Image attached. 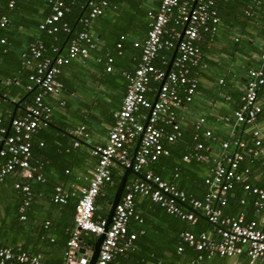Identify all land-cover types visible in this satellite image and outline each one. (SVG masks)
I'll use <instances>...</instances> for the list:
<instances>
[{"label": "built area", "instance_id": "built-area-1", "mask_svg": "<svg viewBox=\"0 0 264 264\" xmlns=\"http://www.w3.org/2000/svg\"><path fill=\"white\" fill-rule=\"evenodd\" d=\"M109 1H88V14L81 18L83 28L70 39L65 53H57L53 57L43 56L45 46L38 39L29 42L21 51V64L31 69L28 74L29 84L25 88L35 91L31 101L24 105L23 113L12 118L10 127H0V181L11 174H20L22 179L17 180L14 186L22 193V202L18 208L21 219L25 218V211L32 200L30 182L45 180L38 168L31 163V140L40 128L50 123L52 106L46 98L58 96L62 90L63 84L57 78L60 66L74 59H86L96 48L92 20L103 12ZM66 2L67 0H50L52 11L39 22V29L50 34L56 32L60 27L57 22L67 9ZM260 2L261 0H251L252 4ZM215 3L216 0H160L157 9L149 12L148 28L146 37L140 44L138 62L133 71L122 72L127 84L121 106L108 130L106 141L92 147V154L97 156L95 171L86 185L80 186L77 193L72 192L78 198L73 209L74 227L70 230L66 243L63 264H72L75 260L78 239L83 232L94 235L104 232L94 264H114L116 255L132 248L136 233L129 231L128 223L129 218L135 216L137 196L148 197L159 203L167 213L191 223L196 221L198 212L205 216L212 225L215 236L205 230L198 233L182 230L180 239L187 246L204 254L207 259L246 254L250 261H264V219L248 218L244 211L224 214L222 210L228 202L227 194L233 182H240L243 190L253 195L256 214L264 209V186L247 182L243 173L238 170L240 161L245 158L252 161L264 153V135L259 128L251 129L252 146L238 137L232 142H221V150L211 158L213 163L204 179L207 192L202 198L187 200L183 190L150 169V165L157 162L161 155L169 153L164 141L173 142L182 134L176 109L190 102L196 91L197 67L201 65L198 40L202 32L214 30L219 23ZM13 4L14 0H10L8 6L12 7ZM172 19L182 30L171 25ZM6 23L7 17L3 15L0 26ZM62 29L69 31L66 24H63ZM4 41V38H0V42ZM175 48L176 54L168 71L155 65L160 51ZM104 57L107 59L106 69L111 70L113 58L108 53ZM259 58L264 62V43ZM97 59L101 60L102 57ZM163 63L167 64V61L164 60ZM152 81L156 83L154 89L150 85ZM263 83L264 69L253 67L247 71L240 105L233 112L234 122L254 124L256 115L264 109V95H259V88ZM181 84L185 86L184 96L179 94ZM149 92H154L152 99L148 96ZM58 103L63 104L64 101L59 100ZM224 121L229 123L230 117H224ZM204 123L205 118L202 116L194 120L195 143L192 150L183 155V160H209V155L205 153L209 148L198 140ZM83 128L84 126H80L74 132L80 133ZM204 134L213 137L209 129L204 130ZM136 140H139V145L132 159L133 153L129 154V147L134 146ZM74 145H79V141L76 140ZM130 165L142 177L125 183L112 220L104 231L106 218H94L96 198L105 183H112L114 167L125 169ZM67 197L68 193L61 186L55 187L54 201L64 203ZM240 202L244 203V198ZM177 250L182 251L183 245L179 244ZM41 258L40 253L0 244V264H41Z\"/></svg>", "mask_w": 264, "mask_h": 264}, {"label": "crops", "instance_id": "crops-1", "mask_svg": "<svg viewBox=\"0 0 264 264\" xmlns=\"http://www.w3.org/2000/svg\"><path fill=\"white\" fill-rule=\"evenodd\" d=\"M159 2L111 0L103 13L92 20L97 46L90 56L60 66L58 79L63 84L62 90L58 96L46 98L52 106L50 125L35 133L32 139L36 152H32V163L46 179V185L38 188L37 184L43 182H30L33 199L25 211V218L21 219L18 207L22 193L14 186L17 180L22 179L20 174H11L0 181V244L40 253L42 264H63L68 237L66 228L73 224L72 204L77 196L72 192L77 193L80 186L86 185L95 171L96 158L90 150L107 139L126 90V78L122 72L135 68L141 52L140 44L146 37L148 13L156 10ZM249 2L217 0L219 23L216 30L206 39L202 35L199 37L203 41V50L201 65L197 67L196 91L190 102L176 109L182 132L188 130L192 133L194 120L198 116L205 118L200 134L206 141L209 148L207 155L210 156L221 150L223 140L232 142L238 137L252 146L250 132L254 127L264 135V116L256 119L253 125L233 120V112L240 105L247 71L262 63L259 54L264 43V0L246 13ZM49 3L50 0H18L7 9L10 14L6 16L12 27L8 30L10 36L4 37L10 57L3 62L5 66H2V70L16 72L15 63L20 51L32 40L40 38V30L33 25L50 13ZM170 23L182 30L174 20ZM66 48L64 41L59 51L65 53ZM165 51H160L162 53L157 57L158 67L167 68L174 49L170 50L171 54ZM107 52L113 58L111 70L106 69L104 54ZM97 56L102 59L98 60ZM164 60L167 64L163 63ZM21 89L24 91L26 88L22 86ZM14 90L13 86L11 90H6L7 98L5 94L0 97V118L3 120L0 126L8 127L13 112L15 116L23 113L25 99L21 96L22 92ZM152 95L154 97V93ZM263 95L260 94V97ZM59 100L64 103L59 104ZM224 117H230V122L226 123ZM80 126H84L83 130L74 132ZM206 129L211 131L213 137L205 136ZM76 140L79 141L77 146L74 145ZM38 151L41 152L39 155ZM259 157L262 158L261 162L254 164L250 175L256 186L264 184V174L260 168L264 164V153ZM199 166L195 173L186 175L185 179L190 185L193 177H199L201 181L203 176L208 175L205 165ZM124 171L121 167H114L113 176H119L118 183ZM136 177L139 176L129 173L126 182ZM174 177L176 179L177 174ZM174 181L176 184L177 180ZM58 185L68 193L66 206L52 200L53 187ZM198 191H194V197L203 195L202 188ZM112 198L100 195L96 202V210H102L105 218ZM244 205L242 203L238 212H246L248 218L264 219V209L259 214L254 211L250 214ZM197 214L205 219L200 212ZM128 226L131 232H138V237L130 250L114 258V264H264L260 259L250 261L246 254L196 259L188 255L187 250H175L176 244L181 243L180 232L192 231L194 224L186 221L183 225L179 220L172 221L160 206L145 196L136 197L135 216L129 218ZM206 231L215 236L212 226ZM87 235L82 236L85 244L93 241L94 234Z\"/></svg>", "mask_w": 264, "mask_h": 264}, {"label": "trees", "instance_id": "trees-1", "mask_svg": "<svg viewBox=\"0 0 264 264\" xmlns=\"http://www.w3.org/2000/svg\"><path fill=\"white\" fill-rule=\"evenodd\" d=\"M9 1L10 0H0V18L3 15L6 16V14L7 15L10 14V13H8V10H7L8 8H11L10 6H8ZM17 1L18 0H14L13 6L16 4ZM88 1L89 0H67V2H66L67 9L64 11L63 15L61 16L60 21L57 22V24L60 27H59V29L56 32H54L52 34L47 33L46 30L39 29L38 24H39V22L42 19L40 21H36L34 23V25L32 24L33 26H36L41 32L40 33V38H38V40H40L45 46V51L43 53V56H51V57H53L57 53H61V51H59V48L62 45V43H64V41H66V43L68 44L70 39L72 37H75L77 35V33L83 28V25H82V22H81V18L88 14V11H89V8H90V5L88 4ZM91 1L99 2V0H91ZM249 1L250 2H249V5L247 6L248 8L246 10V13H250L251 9L254 6L258 5V4H252L251 0H249ZM110 3H111V0L109 1V4ZM108 5H106V6H108ZM249 6H250V8H249ZM104 8H103V10H104ZM215 8H216V10L218 12L219 6H218V3H217V0H216V3H215ZM50 10L52 11L51 4H50ZM51 11H50V13H51ZM154 11H151V12H154ZM218 16H219V12H218ZM6 17H7V23L5 25H3V26H0V38H4V40H5L4 42H0V97L2 96V94H5L6 90H11V87L14 86V88H15L14 91L22 92L21 96L24 97L25 103H28V102L31 101V99L33 97V93H34L35 90L34 89L33 90L25 89L23 91L21 89L22 86L25 88L26 85L29 84L28 74L31 71V69L29 67L24 66V65L21 64V56H20L21 51L19 53V59L15 63L16 65H15L14 71H16V72L12 73V71H8L7 72L5 70H2L3 62L5 63L6 59L8 57H10V50L8 48V45L6 44V37H4V36H7V37L10 36V33H9L8 30L12 26H10L9 23H8V21H9L8 16H6ZM148 22H149V13H148ZM63 24H66L69 27V31L68 32H66V31H64L62 29ZM12 25H14V22H12ZM215 30H216V27H215L214 30L211 29L208 32H202L201 35L203 36V39H206V37L210 33L213 34L215 32ZM34 40H37V39H34ZM34 40H32V41H34ZM198 42H199L200 50L202 52V50H203V41L198 40ZM53 48H56V50H53ZM165 52L167 54H171L170 50H166ZM107 53L109 55H111L109 52H107ZM159 53H162V52H159ZM98 56H100V55H98ZM156 60L157 59H155V65H158ZM106 61H107V59H106ZM112 62H113V60H112ZM200 63H201V60H200ZM4 66H3V68H4ZM165 67L166 66H161L160 68H165ZM258 68L264 69V62H262L258 66ZM57 78H58V76H57ZM126 84H127V81H126ZM150 85H151L152 89H154L156 87V83L154 81H152L150 83ZM184 87H185L184 84H181L180 87H179V94L181 96H184ZM153 93L154 92H149L148 93L149 98L152 99V97H153L152 94ZM262 93H264V83L259 88V95L262 94ZM5 98H7L6 94H5ZM263 110L256 115L255 120L260 118V117L262 118V116H264ZM114 120H115V118H114ZM1 121H3V120L0 118V123H1ZM50 122H51V120H50ZM49 125H50V123H49ZM49 125H47L46 127L40 128L38 130V132H40L43 129L47 128ZM0 127H6V125H1ZM167 128H168L167 130H169V127H167ZM194 132H195L194 130H192V133H190V132H188V130H186V131L182 132L181 136L177 137L173 142L164 141V145L168 148L169 153L167 155H161L159 157V159L157 160V162L154 163L152 166H150V168L156 174L160 175L162 179H164V180L168 179V181L172 182V183L175 182L174 180H177L176 184L175 183L174 184L179 189H181V190H183L185 192L187 200H189L190 198H202L203 195L207 192V185L204 183V179H205L206 176H203L201 178V181L198 180L199 177H193V179H194L193 183H191V185H190L188 180L185 179V178H187L186 175L187 174L191 175L192 172L195 173L196 170L199 169V167H200L199 165H201V164L205 165V167L208 169V174H209V169H210V167L212 166V163H213L211 161V158L213 156H210V155H209V160H207V161L206 160L205 161H198V160H195L194 158H191L189 161L183 160V155L185 153L191 151L192 147H193V145L195 143V140L193 138ZM34 135L32 136V139L34 138ZM198 140L202 141L207 146L206 141L202 138L200 132H199ZM252 142H253V139H252ZM132 149H133V146L129 147V154H132ZM33 151H34V142H32V140H31V152H33ZM90 152L92 154V149L90 150ZM40 153L41 152L38 151L37 155H39ZM205 153L208 154L207 151ZM92 156H94L96 158V163H97V156L93 155V154H92ZM261 159H262L261 157H259V158L255 157L252 161H250L247 158H245L244 160L239 162L238 170L243 173V175L245 176L247 182H250L251 184L256 185L255 182L250 177V175H251V172L253 171V166H255L254 164H259L261 162ZM31 163H32V158H31ZM260 168H261V170L263 171V174H264V164H262ZM174 174H177V176H178L176 179L174 177ZM118 177L116 175H114L113 178H112V181L114 179V182H112V184L111 183H105L102 186V189H105V190L103 191L101 189V193L97 196L95 204L98 201V199L100 198V195L101 196L102 195H106L108 197V199H111L113 197L114 191H115V189L118 186V180H119ZM44 181H41L43 183H38L37 187L41 188L44 185H46ZM38 182H40V181H38ZM258 185L261 186V185H264V184H258ZM200 188H202V192H203L202 194L203 195L199 196V197H194V195H195L194 191L195 190L198 191ZM53 190L54 191H53V194H52V200L54 201L53 195H54V192H55V186L53 187ZM227 196H228V202L222 208L224 214L238 213V211L242 208V203H240V199L243 198V197H244V200H245V202L243 203V204H245L244 208H246V210H248V213H250V214H251V212L254 211V206H253L254 197H253V195H251L252 197L246 195L245 191L242 188V184L240 182H233L232 188L229 190ZM77 198L78 197L76 196L75 197V201L72 204L73 205V209H74V205H75V203L77 201ZM68 199H69V197H67L66 202H64V203L56 202V201H54V202L59 203V204H61L63 206H66V204L68 203ZM21 202H22V198H21ZM21 202H20V204H21ZM154 203L157 204L158 206H160L159 203H157V202H154ZM161 208L164 210L165 216L169 217L172 221L179 220V222H181L183 225L187 221V220L181 219V218H179V217H177V216H175L173 214H169V213H167L165 211V209L163 207H161ZM73 213H74V210H73ZM94 218L95 219L105 218V215L102 213V210H95ZM187 222H189V221H187ZM193 224H194V227L192 228L193 229L192 232H194V233H198V232H200L202 230L206 231V230H208L209 226H212L209 223V221H207V220H205V219H203V218H201L199 216L197 217L196 221ZM73 227H74V218H73V224L71 226H69L68 228H66V231L68 232L67 240L69 239V236H70V230ZM128 229H129V226H128ZM129 231H130V229H129ZM87 234H92V233L83 232L82 236H87L88 237L89 235H87ZM137 237H138V232L136 234V238H135L134 242L136 241ZM180 242H181L180 244H182L184 246L183 251L187 250V254L188 255H192L196 259L197 258H201V259H205L206 258L205 255L202 254L201 252H199V251L193 249L192 247L187 246L186 244H184L181 241V239H180ZM1 245H3V244H1ZM4 246H8V245H4ZM10 247H12V246H10ZM12 248L16 249L17 247H12ZM20 249H22V248H20ZM176 249H177V244H176L175 250ZM29 252H31V251H29ZM126 252H124L122 254H118V255H123ZM118 255H116V256H118ZM113 262H114V260H113ZM6 264H27V263H20V262L9 263L8 262Z\"/></svg>", "mask_w": 264, "mask_h": 264}, {"label": "water", "instance_id": "water-1", "mask_svg": "<svg viewBox=\"0 0 264 264\" xmlns=\"http://www.w3.org/2000/svg\"><path fill=\"white\" fill-rule=\"evenodd\" d=\"M175 54H176V48L174 49V51L172 53L171 60H170L168 66L166 68V71L169 70ZM155 100H156V97L154 98V101ZM14 114L15 113L13 112L11 117H10L8 128L10 127V122H11L12 118L15 116ZM138 145H139V140L137 141L136 146L134 148V151H133V154L131 157L132 159H133L134 154L138 148ZM124 170L125 171L122 173L121 179H120L118 186L115 190L113 198L109 202L110 207H109V210L107 213L106 222L104 225V231L108 228L109 223L112 220V216L114 214L115 206H116L117 202L119 201V199L122 195L123 188H124V185L126 183L128 174L134 173L135 175L142 177L141 173L134 171L131 165L129 167L125 168ZM203 217L206 219L205 216H203ZM103 237H104V232L100 233L99 235H94L93 241L88 243V244H85L82 241V236H80L78 239V246H77L76 253H75V260L72 262V264H94L96 261V258L98 256L99 247H100V244L103 240Z\"/></svg>", "mask_w": 264, "mask_h": 264}]
</instances>
